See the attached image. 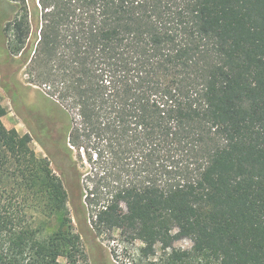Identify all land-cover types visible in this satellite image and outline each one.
<instances>
[{"label":"trees","instance_id":"obj_1","mask_svg":"<svg viewBox=\"0 0 264 264\" xmlns=\"http://www.w3.org/2000/svg\"><path fill=\"white\" fill-rule=\"evenodd\" d=\"M7 1L9 53L34 21L35 54L63 65L96 228L138 243L136 264H264V0ZM6 114L0 97V264L83 257L60 179Z\"/></svg>","mask_w":264,"mask_h":264},{"label":"rangeland","instance_id":"obj_2","mask_svg":"<svg viewBox=\"0 0 264 264\" xmlns=\"http://www.w3.org/2000/svg\"><path fill=\"white\" fill-rule=\"evenodd\" d=\"M17 12L7 0H0V97L7 110L2 123L7 129L30 136L35 153L48 159L63 185L68 215L80 236L84 255L60 258L59 264H136L138 243L128 242L117 229H97L92 222L95 209L84 203L86 192L82 185L93 184L95 179L84 155L80 158L73 153L77 171L69 161V99L60 98L51 89V82L67 78L63 77L60 62L48 61L39 51L35 54L40 24L33 21L29 45L22 56L15 57L7 49L4 29ZM51 222L56 227L59 220ZM175 247L189 248L190 243L181 240Z\"/></svg>","mask_w":264,"mask_h":264},{"label":"built area","instance_id":"obj_3","mask_svg":"<svg viewBox=\"0 0 264 264\" xmlns=\"http://www.w3.org/2000/svg\"><path fill=\"white\" fill-rule=\"evenodd\" d=\"M190 243V242H189Z\"/></svg>","mask_w":264,"mask_h":264}]
</instances>
